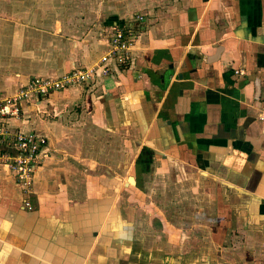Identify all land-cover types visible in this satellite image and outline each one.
I'll list each match as a JSON object with an SVG mask.
<instances>
[{
	"label": "crops",
	"instance_id": "crops-1",
	"mask_svg": "<svg viewBox=\"0 0 264 264\" xmlns=\"http://www.w3.org/2000/svg\"><path fill=\"white\" fill-rule=\"evenodd\" d=\"M115 24L126 66L10 121L46 143L29 190L0 164V264H264V0H0V93Z\"/></svg>",
	"mask_w": 264,
	"mask_h": 264
},
{
	"label": "built area",
	"instance_id": "built-area-1",
	"mask_svg": "<svg viewBox=\"0 0 264 264\" xmlns=\"http://www.w3.org/2000/svg\"><path fill=\"white\" fill-rule=\"evenodd\" d=\"M136 19H142L137 16ZM136 40L135 30L123 24H115L108 50L97 64L80 69L73 68L59 76H32L19 86L14 94L0 93V164L6 166L25 190L32 186L33 172L46 140L33 131H13L10 121L21 118L22 101L44 98L50 93L93 80L97 71L109 75L114 68L124 67L131 59ZM242 73V72H239ZM25 205L29 202L25 201Z\"/></svg>",
	"mask_w": 264,
	"mask_h": 264
},
{
	"label": "rangeland",
	"instance_id": "rangeland-1",
	"mask_svg": "<svg viewBox=\"0 0 264 264\" xmlns=\"http://www.w3.org/2000/svg\"><path fill=\"white\" fill-rule=\"evenodd\" d=\"M136 8V7H135ZM112 9V8H111ZM113 10H114V8H113ZM134 10H139L138 9V7H137V9H134ZM132 12H135V11H132ZM138 12V11H137ZM108 14V13H107ZM106 16V15H105ZM137 16H142V15H137ZM137 16H135L136 18H137ZM143 19V18H142ZM142 19H137L138 21H141ZM100 31H104V29H100ZM81 67H76V69H80ZM82 68H84V67H82ZM73 69V68H72ZM71 70V69H70ZM69 71V70H68ZM66 72V71H65ZM75 86V85H74Z\"/></svg>",
	"mask_w": 264,
	"mask_h": 264
},
{
	"label": "water",
	"instance_id": "water-1",
	"mask_svg": "<svg viewBox=\"0 0 264 264\" xmlns=\"http://www.w3.org/2000/svg\"><path fill=\"white\" fill-rule=\"evenodd\" d=\"M129 180H130L131 182H133V178H132V176L129 177Z\"/></svg>",
	"mask_w": 264,
	"mask_h": 264
}]
</instances>
